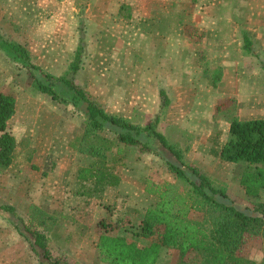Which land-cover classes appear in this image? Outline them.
I'll list each match as a JSON object with an SVG mask.
<instances>
[{
    "label": "rangeland",
    "instance_id": "1",
    "mask_svg": "<svg viewBox=\"0 0 264 264\" xmlns=\"http://www.w3.org/2000/svg\"><path fill=\"white\" fill-rule=\"evenodd\" d=\"M0 32L25 45L34 63L56 77L69 74L83 34L75 82L134 124L162 115L165 90L171 104L160 131L186 152L187 162L225 187L239 209L253 207L239 183L241 168L210 150L226 142L233 117L264 118V0H0ZM244 35L258 57L244 50ZM218 68L222 78L213 87L210 71ZM32 82L24 65L0 51V94L17 98L8 128L17 159L9 170L0 169V204L14 206L26 221L34 206L53 217L51 229L40 230L53 255L71 264H107L96 248L102 234L148 245L133 234L158 201L146 188L178 182L165 162L175 159L159 147L145 154L127 147L124 165L115 167L125 180L121 191L82 187L78 171L94 161L74 148L85 117ZM190 217L202 221L204 215L192 211ZM16 224L21 227L17 217L0 215V264H38ZM263 237L247 235L240 254L262 264ZM178 258L163 249L158 264H177ZM189 259L202 262L201 256Z\"/></svg>",
    "mask_w": 264,
    "mask_h": 264
},
{
    "label": "trees",
    "instance_id": "2",
    "mask_svg": "<svg viewBox=\"0 0 264 264\" xmlns=\"http://www.w3.org/2000/svg\"><path fill=\"white\" fill-rule=\"evenodd\" d=\"M244 50L258 57L248 35H244ZM0 51L24 65L33 78L32 87L35 90L55 101L72 105L84 115L85 133L75 140L74 148L94 161L78 171L77 178L83 183L82 187L91 183L93 190L99 192L119 187L122 179L115 167L124 165L128 157L127 147L137 148L141 154L154 153V147H159L176 161L165 160L178 182L146 188L148 193L158 197V201L147 209L140 230L133 234L148 240L149 244L140 246L124 236L102 234L96 245L102 262L158 264L162 250L169 249L178 253L177 264H193L189 259L193 256H201V264H257L243 257L240 251L247 235L264 236V201L260 200L264 191V118L233 117L226 142L210 150L214 157L241 168L239 183L253 206L243 211L231 200L225 187L187 162L186 152L160 131L162 117L171 104L165 90L160 92L162 115L142 126L108 112L77 85L75 76L82 68L84 55L83 34L71 70L62 77L37 66L25 45L9 40L2 32ZM221 78V68L210 71L213 87H217ZM16 109L15 94L1 93L0 169L5 171L13 167L17 159V141L8 130ZM192 211L202 213L203 220H193L190 217ZM4 214L19 219L21 227L19 224L15 227L29 244L38 264H71L53 255L49 236L40 230L49 231L48 222L54 220L53 217L34 206L30 209L29 221H26L18 215L14 206L0 204V215Z\"/></svg>",
    "mask_w": 264,
    "mask_h": 264
},
{
    "label": "crops",
    "instance_id": "3",
    "mask_svg": "<svg viewBox=\"0 0 264 264\" xmlns=\"http://www.w3.org/2000/svg\"><path fill=\"white\" fill-rule=\"evenodd\" d=\"M120 177H121V179H122V181H121V184H120V191H121V189L123 188V185H124V183H125V180H124V178L122 177V175H120ZM116 188H118V187H116ZM264 191H262V193H261V196L263 197L264 196Z\"/></svg>",
    "mask_w": 264,
    "mask_h": 264
}]
</instances>
